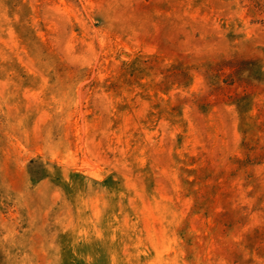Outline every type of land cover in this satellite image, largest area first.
Instances as JSON below:
<instances>
[{"label":"rangeland","instance_id":"obj_1","mask_svg":"<svg viewBox=\"0 0 264 264\" xmlns=\"http://www.w3.org/2000/svg\"><path fill=\"white\" fill-rule=\"evenodd\" d=\"M0 264H264V0H0Z\"/></svg>","mask_w":264,"mask_h":264}]
</instances>
